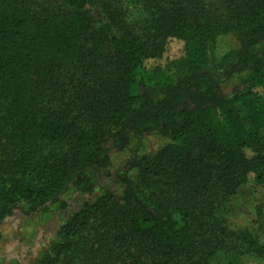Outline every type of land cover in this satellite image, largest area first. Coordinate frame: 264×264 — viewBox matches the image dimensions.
I'll return each instance as SVG.
<instances>
[{
	"label": "trees",
	"instance_id": "16d2710c",
	"mask_svg": "<svg viewBox=\"0 0 264 264\" xmlns=\"http://www.w3.org/2000/svg\"><path fill=\"white\" fill-rule=\"evenodd\" d=\"M142 2L156 38L135 32L124 0H0V224L21 206L65 208L71 187L92 194L113 152L157 132L162 147L110 176L121 192L68 214L35 264L264 259V204L255 233L229 221L251 177L264 188V0H223L227 22L204 0ZM226 34L239 46L220 53ZM182 185L202 208L176 204Z\"/></svg>",
	"mask_w": 264,
	"mask_h": 264
},
{
	"label": "rangeland",
	"instance_id": "374dc122",
	"mask_svg": "<svg viewBox=\"0 0 264 264\" xmlns=\"http://www.w3.org/2000/svg\"><path fill=\"white\" fill-rule=\"evenodd\" d=\"M207 10L222 21L227 22L229 16L227 15L223 0H204ZM124 12L129 23L134 28L135 32L143 38H156L157 35L151 26L149 11H147L142 0H124ZM239 40L234 34L221 35L219 38L220 53L237 48ZM258 47L264 48V41L259 43ZM168 54L173 57L182 54V45L172 41L168 46ZM247 70L236 72L230 79H227L223 84V89L228 91L234 83H238L241 78L245 77ZM167 142V138L157 132H145L138 139H133L130 148L113 152L111 155V164L107 169V174L101 177H92L97 187L96 191L90 193H80L75 187H71L61 196L62 202L66 207H60V203H49L46 205V210L42 208L37 212H30L27 206L16 208L20 212L19 221L17 222L18 230L12 238L17 240L18 248L13 249V253L18 255L16 260L9 262V264H35L44 250L47 249L53 237L56 234L58 227L64 222L68 214L76 211L85 202L93 201L100 193L102 187L111 185L114 189L121 192L122 188L116 183H111V175H117L122 170L129 168V163L132 155L150 154L157 151ZM134 170L129 172L133 177ZM217 185V184H216ZM213 187V186H212ZM214 190L211 188L204 196L212 195ZM176 204L180 208L196 209L202 208L197 202L198 199L192 194L187 185H182L177 192ZM203 196V197H204ZM264 204V188L258 185L251 177L249 181L239 189L237 194L232 199L230 204L231 215L229 217L232 228H248L252 232H256L257 223V208ZM5 220L0 224L3 226ZM24 245L21 249V245ZM22 252V253H21ZM22 254V255H21ZM229 255L227 250H220L211 256L210 262L212 264H224L227 262ZM236 264H264V259L252 255H233Z\"/></svg>",
	"mask_w": 264,
	"mask_h": 264
},
{
	"label": "crops",
	"instance_id": "0c3cea01",
	"mask_svg": "<svg viewBox=\"0 0 264 264\" xmlns=\"http://www.w3.org/2000/svg\"><path fill=\"white\" fill-rule=\"evenodd\" d=\"M20 215L21 213L16 211L12 216H8L4 225L0 228V264H9V262L16 260L15 257L18 256L12 252L13 249L16 250L18 248L17 240L12 238L18 230L17 222L20 220ZM23 247L24 245H21V249Z\"/></svg>",
	"mask_w": 264,
	"mask_h": 264
},
{
	"label": "water",
	"instance_id": "95a60500",
	"mask_svg": "<svg viewBox=\"0 0 264 264\" xmlns=\"http://www.w3.org/2000/svg\"><path fill=\"white\" fill-rule=\"evenodd\" d=\"M48 204H49V203H48ZM45 206H46V205H45ZM43 207H44V206H43ZM41 208H42V207L38 208L37 211H38L39 209H41ZM37 211H36V212H37Z\"/></svg>",
	"mask_w": 264,
	"mask_h": 264
}]
</instances>
